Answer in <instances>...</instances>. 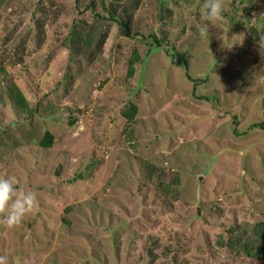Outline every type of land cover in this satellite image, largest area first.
<instances>
[{
	"label": "rangeland",
	"instance_id": "rangeland-1",
	"mask_svg": "<svg viewBox=\"0 0 264 264\" xmlns=\"http://www.w3.org/2000/svg\"><path fill=\"white\" fill-rule=\"evenodd\" d=\"M222 3L205 35L203 0H0V177L37 201L7 264H264L218 247L264 224V0Z\"/></svg>",
	"mask_w": 264,
	"mask_h": 264
},
{
	"label": "trees",
	"instance_id": "trees-1",
	"mask_svg": "<svg viewBox=\"0 0 264 264\" xmlns=\"http://www.w3.org/2000/svg\"><path fill=\"white\" fill-rule=\"evenodd\" d=\"M103 9L105 10L107 15L101 16L100 19L103 20L104 22L108 21V22H111L113 25H116V27L120 28L122 32L125 31V33H123L124 37L129 38L130 33L128 31V26H127L126 21H127L128 13L130 11L127 12V15L125 16V19H124L122 18V15H121L122 12L116 13V11L110 10V8H107L105 6L103 7ZM133 9L134 8L131 7V11ZM91 40H93L92 36L88 35V40L85 46H88ZM100 42H102V36L98 35L97 38L95 39V43L99 44ZM157 46H159V43H157ZM134 59L137 61L138 57L135 55ZM132 72L133 70L131 66H129L128 72H127L128 76H131ZM7 97L9 100H11V103L13 104L14 112H19L20 110L23 114L27 115V118L26 116L24 118L26 119H29L30 117H32V119L34 118L33 115L36 113V108L35 110H33V112L29 111L27 100L24 98V96L19 92L17 88H14V87L9 88L7 91ZM135 112H136V108L134 106H130V108L126 111V113H124V116H126L128 120H131ZM258 126L263 128L262 124H259ZM52 141H53V137L51 133L46 132L39 143L42 148L48 149L52 146ZM81 178L82 176L80 175L78 179H81ZM235 235L236 234H232V237H230L228 240L225 241L226 244L220 243L218 244V247L219 248H222L224 246L229 247L230 250L234 252L235 256L243 255L249 259H253V260L261 261V262L264 261V258H263L264 256V224H260L254 227L253 231L251 232V235L247 237H243L242 234H237L236 236Z\"/></svg>",
	"mask_w": 264,
	"mask_h": 264
},
{
	"label": "clouds",
	"instance_id": "clouds-1",
	"mask_svg": "<svg viewBox=\"0 0 264 264\" xmlns=\"http://www.w3.org/2000/svg\"><path fill=\"white\" fill-rule=\"evenodd\" d=\"M223 8L222 0H203L199 31L208 35L209 25L223 19ZM260 39L264 40V35ZM36 202L34 192L17 188L15 177H0V223L10 229L18 226ZM0 264H7L4 256H0Z\"/></svg>",
	"mask_w": 264,
	"mask_h": 264
}]
</instances>
